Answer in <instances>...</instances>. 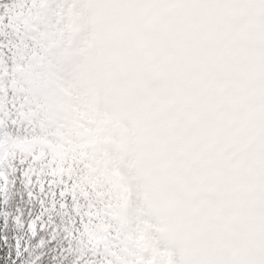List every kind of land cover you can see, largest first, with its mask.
<instances>
[{
	"label": "snow or ice",
	"instance_id": "snow-or-ice-1",
	"mask_svg": "<svg viewBox=\"0 0 264 264\" xmlns=\"http://www.w3.org/2000/svg\"><path fill=\"white\" fill-rule=\"evenodd\" d=\"M84 9L85 75L149 227V264H264V0ZM18 187L0 180V264H61L69 194Z\"/></svg>",
	"mask_w": 264,
	"mask_h": 264
},
{
	"label": "rangeland",
	"instance_id": "rangeland-1",
	"mask_svg": "<svg viewBox=\"0 0 264 264\" xmlns=\"http://www.w3.org/2000/svg\"><path fill=\"white\" fill-rule=\"evenodd\" d=\"M49 1L30 0L19 24L33 23L37 29L45 28V20L40 15L53 12L48 9ZM79 2L83 7L81 15L70 13L58 32L51 34L40 29L37 37L49 45H64L58 36L62 33L63 37L73 41L78 37L83 44L59 50V60L50 62L45 59L46 67H40L37 73L23 71L21 79H15L16 74L13 73L6 78L7 90L1 87L0 115L3 111L1 101L5 97L9 98L8 104L19 113L18 119L23 123L38 116L35 111L26 112L30 101L42 103L48 111L40 118L42 125L22 140L16 138L17 132L5 131L2 127L4 120H0V180L7 183L10 166L18 156L17 148L34 154L37 159L40 151L47 147L50 150L48 168L51 174H56L52 178L54 183L62 182V176H69V169L73 166L65 170V164L78 157L83 162L85 173L78 181L63 184V187L71 190L82 187L85 190L84 202L77 204L75 211L79 220L85 221L82 228L98 244L99 249L94 256L106 257L105 264H149L152 250L147 239L150 235L149 229L146 230L148 225L137 205L136 193L134 197L131 195L133 204L129 199L131 186L124 157L112 142L111 118L101 112L97 93L89 86L85 75V35H80L82 40L79 38V33L85 34V0ZM42 49L36 50L37 55L43 53ZM3 79L0 78V86ZM11 79L14 80L8 86ZM37 111L43 113L40 108ZM50 125L53 126V140L48 144L40 136L50 133ZM60 168H63L61 172ZM64 204L61 208L65 213L72 200L64 201ZM111 229L112 232L119 229L116 240L110 234Z\"/></svg>",
	"mask_w": 264,
	"mask_h": 264
},
{
	"label": "trees",
	"instance_id": "trees-1",
	"mask_svg": "<svg viewBox=\"0 0 264 264\" xmlns=\"http://www.w3.org/2000/svg\"><path fill=\"white\" fill-rule=\"evenodd\" d=\"M27 2L24 0H0V78H4L1 81L0 90L5 89L7 85L6 78L13 73L16 74L15 79L22 78V72L24 67L28 65V58L26 52V28L24 24H19L22 20V16L26 13ZM14 79H11V83ZM9 98L5 97L1 101L3 111L0 115V120L3 119L2 127L5 131L17 132L16 138L22 140L26 135L29 137L33 134L37 128L42 124L40 118L44 117V113L48 111L42 103L30 101L29 107L26 108V112L35 111L37 117L32 121L20 122L18 119L19 113L14 110L11 104H8ZM27 103V102H26ZM38 108L43 113L38 112ZM18 110V109H17ZM14 124V126H9ZM53 131V126H52ZM42 136V135H41ZM45 139L52 137L47 133L43 136ZM18 156L10 166L9 179H7V186L9 194L19 190L18 182L24 177L33 178L35 180H42L47 183L54 184L59 188H62L69 194L65 201L72 200L71 206H68V211H65L60 207L57 209V220L61 225V231L58 233L60 243L64 248V259L61 260V264H105V258L95 257L94 252L97 251L98 244L92 237L85 232L82 228V224L85 221L79 220L75 211V206L84 202L86 197L85 190L82 187L71 190L63 187V184L67 185L71 182L78 181L83 173H85V167L83 162L75 157L71 162L65 164V170L69 166H73V169H69L68 177L62 176L64 180L53 182L52 178L56 174H51L48 168L50 150L44 147L40 151L39 157L36 159L34 154H30L28 151H24L17 148ZM77 155L74 154L73 157ZM72 157V158H73ZM65 162V161H64ZM63 162V163H64ZM63 168H60L59 172ZM62 215V216H61ZM101 219L103 217L101 216ZM82 228V229H81ZM147 230V227H146ZM118 230L112 229L110 231L111 236L116 240ZM111 240H114L112 237ZM109 253V252H108ZM109 259V257H108ZM140 262V261H138Z\"/></svg>",
	"mask_w": 264,
	"mask_h": 264
}]
</instances>
